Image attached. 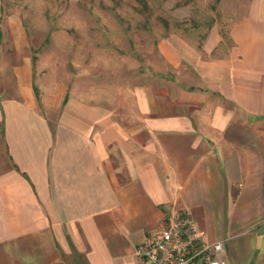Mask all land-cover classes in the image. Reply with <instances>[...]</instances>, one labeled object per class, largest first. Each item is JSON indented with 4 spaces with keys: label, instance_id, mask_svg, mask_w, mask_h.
Segmentation results:
<instances>
[{
    "label": "crops",
    "instance_id": "1",
    "mask_svg": "<svg viewBox=\"0 0 264 264\" xmlns=\"http://www.w3.org/2000/svg\"><path fill=\"white\" fill-rule=\"evenodd\" d=\"M218 2L112 93L67 82L0 9V264H139L175 210L229 264H264V0Z\"/></svg>",
    "mask_w": 264,
    "mask_h": 264
},
{
    "label": "rangeland",
    "instance_id": "2",
    "mask_svg": "<svg viewBox=\"0 0 264 264\" xmlns=\"http://www.w3.org/2000/svg\"><path fill=\"white\" fill-rule=\"evenodd\" d=\"M218 1L2 0L0 9L21 15L35 57L53 61L67 82L82 80L95 91L102 81L104 93H112L157 72V45L170 33L203 32L223 21ZM6 162L0 120V169Z\"/></svg>",
    "mask_w": 264,
    "mask_h": 264
},
{
    "label": "built area",
    "instance_id": "3",
    "mask_svg": "<svg viewBox=\"0 0 264 264\" xmlns=\"http://www.w3.org/2000/svg\"><path fill=\"white\" fill-rule=\"evenodd\" d=\"M136 253L139 264H229L223 241L209 242L185 212L175 210Z\"/></svg>",
    "mask_w": 264,
    "mask_h": 264
}]
</instances>
